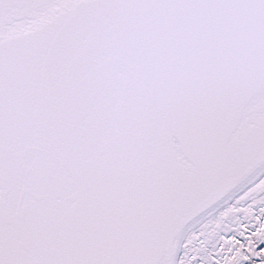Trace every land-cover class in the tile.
Masks as SVG:
<instances>
[{
  "label": "snow or ice",
  "instance_id": "obj_1",
  "mask_svg": "<svg viewBox=\"0 0 264 264\" xmlns=\"http://www.w3.org/2000/svg\"><path fill=\"white\" fill-rule=\"evenodd\" d=\"M0 264H264V0H0Z\"/></svg>",
  "mask_w": 264,
  "mask_h": 264
}]
</instances>
